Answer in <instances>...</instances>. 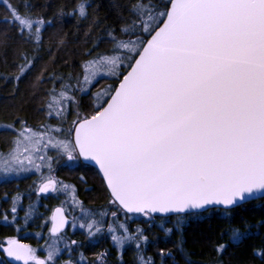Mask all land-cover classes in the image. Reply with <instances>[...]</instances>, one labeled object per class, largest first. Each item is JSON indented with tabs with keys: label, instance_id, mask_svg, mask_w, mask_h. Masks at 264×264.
<instances>
[{
	"label": "snow or ice",
	"instance_id": "snow-or-ice-1",
	"mask_svg": "<svg viewBox=\"0 0 264 264\" xmlns=\"http://www.w3.org/2000/svg\"><path fill=\"white\" fill-rule=\"evenodd\" d=\"M0 3V58L7 65L11 49L14 68L3 80H11L13 99L28 81L40 116L30 124L17 114L21 104L0 118V184L35 177L26 208L23 192L4 193L9 208L0 226L19 232L42 196L63 197L40 225L49 233L45 255L9 236L0 242V264H107V250L87 261L69 226L89 242L107 234L118 264H126V246L132 264H180L178 256L192 264L185 225L214 213L226 225L220 239L227 235V243L214 246L215 264H223L221 254L253 227L244 221L241 231L232 213L264 205V0H108L110 20L101 19L100 0L59 3L51 15L49 0L26 2L23 11L12 0ZM66 16L90 23L86 46L60 70L56 52L65 39L54 50L44 34ZM88 165L106 195L99 209L86 207L76 185L58 175L61 166ZM253 251L264 260V245Z\"/></svg>",
	"mask_w": 264,
	"mask_h": 264
},
{
	"label": "trees",
	"instance_id": "trees-1",
	"mask_svg": "<svg viewBox=\"0 0 264 264\" xmlns=\"http://www.w3.org/2000/svg\"><path fill=\"white\" fill-rule=\"evenodd\" d=\"M32 3L34 0H12L14 5L21 7L23 11V5L25 3ZM50 11L48 15H51V7H54L59 3H66L69 0H49ZM102 7L99 9V15L101 19L107 15L108 19L112 18V13L107 7L108 0H100ZM5 7L3 3H0V21L3 20ZM89 20L77 21L73 17H64L62 24H56L54 28H49L45 36V47L49 45L55 50L57 41L60 37H64L65 44L61 51L56 52V58L58 61V69H63V61L65 59L75 60L78 58V54L86 46L84 43L85 32L88 30ZM5 24L0 23V31L5 29ZM9 35H14V32H10ZM15 47H20V44H15ZM104 47V46H102ZM12 53L11 49L8 52V64L6 65L2 58H0V118L5 117L8 113H14L16 108L21 104L24 111L17 113L18 115L27 117L30 124H36L40 119L39 113L35 111L39 103V94L36 99H32L29 96L30 88L28 81H24L20 84L19 91L16 93L15 99L12 97L13 86L11 80L7 83L4 82V76H10L14 72V68L11 67ZM40 66H36V71H39ZM35 73H33L34 75ZM95 90V89H94ZM83 174L87 183L82 182L79 177ZM58 175L61 179L69 184L76 185L80 199L84 202V205L88 208L99 209L102 206H107V199L105 192L101 186L100 177L97 175V171L91 166L78 168L76 171L70 172L66 167L61 166L58 169ZM34 176H27L26 178L19 179L16 183H9L6 185L0 184V212L9 208V203L4 200V193L7 192L9 197L16 193L17 190L24 193L22 196V204L26 208L29 204L28 198V186L32 183ZM18 185V187H17ZM86 189H89L86 191ZM63 197L47 196L41 197L36 201L35 193L32 194L31 200L36 201L37 214L33 217V220L29 221L28 225L23 227L19 232L15 231L13 227L0 226V242H4L9 236H16L25 244L37 248L38 254H42L43 246L48 239L49 233L47 227H40L44 223L51 211L59 206L60 200ZM20 217H23V208L20 210ZM123 217H121L122 219ZM142 219V218H140ZM224 218L220 213H214L209 218H201L199 220L193 219L187 222L184 228V237L187 241L185 251L190 255L192 264H215L217 260V253L214 251L216 243H227V235L224 239H220L221 230L226 227L221 221ZM231 219L235 227H239L241 231H244L247 225H252L251 231L242 243L236 246H229L220 256L223 264H264V260L261 257L254 255V249H259L264 245V227L257 226V222L264 220V205L253 202L245 205L242 208H237L229 218ZM247 221V225L244 224ZM22 223V220H21ZM131 228H135V223L129 222ZM41 232L42 235L37 237L36 233ZM68 238L75 239L81 242V247L78 251H82L87 261L94 259V253L107 250L109 252L107 258V264H118L116 259L117 253L112 245L110 237L105 234L99 242H89L85 240L83 231L78 227L73 229L69 226L66 230ZM171 247V245H169ZM153 249H146V254H152ZM78 257V252L76 253ZM67 253H63L62 259H67ZM133 248L126 246L124 252V260L126 264H132ZM180 264H184V261L179 256Z\"/></svg>",
	"mask_w": 264,
	"mask_h": 264
},
{
	"label": "rangeland",
	"instance_id": "rangeland-1",
	"mask_svg": "<svg viewBox=\"0 0 264 264\" xmlns=\"http://www.w3.org/2000/svg\"><path fill=\"white\" fill-rule=\"evenodd\" d=\"M75 215H79V213L76 212ZM43 255H45V253H44V251L42 250V254H41V256H43Z\"/></svg>",
	"mask_w": 264,
	"mask_h": 264
},
{
	"label": "water",
	"instance_id": "water-1",
	"mask_svg": "<svg viewBox=\"0 0 264 264\" xmlns=\"http://www.w3.org/2000/svg\"><path fill=\"white\" fill-rule=\"evenodd\" d=\"M88 166H91L92 168H94V169H95V167H94V166H92V165H88ZM95 170L98 172V170H97V169H95ZM56 207H58V206H56ZM56 207H55V208H56ZM52 211H53V210H52ZM67 228H68V227H67ZM67 228H66V230H67ZM66 230H65V231H66Z\"/></svg>",
	"mask_w": 264,
	"mask_h": 264
},
{
	"label": "flooded vegetation",
	"instance_id": "flooded-vegetation-1",
	"mask_svg": "<svg viewBox=\"0 0 264 264\" xmlns=\"http://www.w3.org/2000/svg\"><path fill=\"white\" fill-rule=\"evenodd\" d=\"M51 213H52V211H51ZM50 215H51V214H50ZM68 228H69V227H68ZM68 228H67V229H68ZM20 241H21V240H20ZM21 243H24V242L21 241ZM24 244H25V243H24Z\"/></svg>",
	"mask_w": 264,
	"mask_h": 264
}]
</instances>
